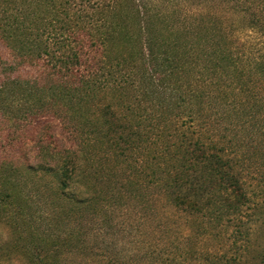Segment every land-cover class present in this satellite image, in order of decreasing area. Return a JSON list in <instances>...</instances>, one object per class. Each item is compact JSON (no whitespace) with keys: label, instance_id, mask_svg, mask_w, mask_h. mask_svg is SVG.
<instances>
[{"label":"rangeland","instance_id":"rangeland-1","mask_svg":"<svg viewBox=\"0 0 264 264\" xmlns=\"http://www.w3.org/2000/svg\"><path fill=\"white\" fill-rule=\"evenodd\" d=\"M159 1L147 12L137 0H110L95 14L101 21L82 23L77 76L66 85L55 83V60L75 44L60 46L55 37L64 33L52 16L39 27L37 47L25 48V66L1 70L38 79L47 96L86 97L81 105L58 99L54 113L38 118L34 94L0 107V222L10 228L0 235V264L18 256L26 264H264V81L248 71L264 52V0ZM11 59L0 41V62ZM158 61L164 71H156ZM186 88L198 118L181 101ZM105 105L166 125L169 134L187 126L218 140L235 156L244 198L216 187L212 204L199 210L154 200L146 148L86 160L96 152L88 138ZM73 150L83 174L63 189L58 168Z\"/></svg>","mask_w":264,"mask_h":264},{"label":"trees","instance_id":"trees-1","mask_svg":"<svg viewBox=\"0 0 264 264\" xmlns=\"http://www.w3.org/2000/svg\"><path fill=\"white\" fill-rule=\"evenodd\" d=\"M137 2L138 6L147 12H152L157 5L162 3L159 0H137ZM109 6L110 0H0V41L5 44L12 55L10 61L1 60L0 62V107L18 104L22 100L32 101L36 96L39 105L36 115L38 118L40 115H45L46 111L54 113L50 108L54 107L51 103L58 99H63L66 103L79 105L81 102L84 103L86 94L82 91L75 93L53 91L47 96L40 88L38 79H27L16 73L4 74L1 70L4 67L14 69L25 66L30 57V54L26 55L25 48L32 47L33 50L37 47L39 27L45 23V18L47 20L49 16H52L53 20L60 23L59 27L64 33L63 37L61 35L56 37L52 35V37L57 38L58 41L61 40L62 45L60 46L63 48L71 42L75 44L67 46L68 51H60L55 60L61 71L59 80L56 79L55 83L63 85L70 83L68 81L75 78L69 76H77L74 69L81 60L78 43L81 42L80 37L83 36L80 29L83 28L82 23L90 26L96 25V21H101L102 17L97 18L95 14L102 16ZM260 21L264 24L263 16ZM221 32L218 38L226 39V35L223 31ZM235 53L237 54L238 51L231 55L234 56ZM254 59L253 61L250 59L251 64L248 71L254 72L264 81V52ZM51 60L52 56L47 58L48 63ZM185 63L188 64V61L185 60ZM232 63L235 65L236 58L232 60ZM155 67L156 71H164L159 61ZM95 80L92 78L90 83H94ZM75 81L81 85L85 78L79 75ZM185 91L187 93L181 96V101L189 117L198 118L199 110L194 109L191 102V99L196 97H193L189 88ZM45 102L49 103L43 107ZM99 117L102 120L95 125L94 134L88 138L92 140V143L88 141L89 146L92 144L96 152L85 155L86 160H90V156L96 153L102 158L100 154L104 151L111 152L114 156L130 157L146 148L147 152L152 154L150 173L154 200L165 198L176 205L199 210L212 204L216 187L236 191L239 197L244 198L242 179L237 170L235 156L224 152L223 144H220L218 140L205 139L200 135L195 136L193 133L196 130L192 132L187 126L185 128L178 126L173 134H169L166 125L161 127L159 122L140 116L134 120L128 115H119L109 105L100 108ZM77 156L78 153L75 150L68 151L63 156V164L58 168L61 178L60 186L63 189L68 187L74 178L83 174L76 160ZM90 189L95 193L93 196H101L100 189L94 186ZM238 231L240 232L239 228Z\"/></svg>","mask_w":264,"mask_h":264},{"label":"clouds","instance_id":"clouds-1","mask_svg":"<svg viewBox=\"0 0 264 264\" xmlns=\"http://www.w3.org/2000/svg\"><path fill=\"white\" fill-rule=\"evenodd\" d=\"M0 235L7 238L10 235V228L8 225L4 224L3 222H0ZM4 264H7V262H4ZM14 264H26V260L23 256H18L14 260Z\"/></svg>","mask_w":264,"mask_h":264}]
</instances>
